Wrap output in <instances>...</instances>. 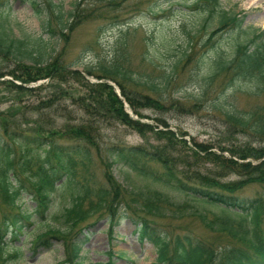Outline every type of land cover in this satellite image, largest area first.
I'll return each mask as SVG.
<instances>
[{"label":"trees","instance_id":"obj_1","mask_svg":"<svg viewBox=\"0 0 264 264\" xmlns=\"http://www.w3.org/2000/svg\"><path fill=\"white\" fill-rule=\"evenodd\" d=\"M80 2L70 11L69 19L74 24L86 16L79 8ZM118 2L110 1L114 6ZM30 3L38 14H49L45 27L53 29L51 17H57L62 21L61 35L68 36L65 30L74 24L69 20L64 22L63 14H55L54 2L47 1L50 13L39 0H30ZM199 4L220 14L219 27L207 38L211 46L220 31L243 27L244 19L225 10L220 0H197L196 5ZM25 42L11 37L5 24L0 23V53L11 55L16 65L5 73L21 81L17 84L6 80L3 84L17 91H32L36 88L25 84L41 79H51L52 84L76 80L86 88L85 93L77 98L71 94V97L92 119H113L142 134L152 131L158 144L115 143L102 149L100 130L91 122L65 126L52 122L51 127L37 122L28 127L12 118L14 112L0 110V199L7 207L0 217V264H7V236L17 240L26 227L33 225L34 219L46 217L52 193L57 182L63 179L70 188L71 202L57 217L59 224L37 233L31 242L35 254L60 242L64 259L57 264H85L81 253L88 240L87 230L105 218L112 233L123 217L133 220L141 241L154 244L160 264H264V194H247L249 186H264V105L242 113L227 110L222 104L215 106L231 126L256 134L260 144L248 141L221 146V152L213 151L211 144L196 140L192 146L184 138L185 132L167 128L169 123L165 119L157 118V126L165 127L158 129L142 121L148 117L143 109L163 113L182 104L167 102L144 91L141 86L147 80L136 78L127 60H115L101 66L98 72L86 69L88 75L98 79L92 82L80 70L66 64L61 53L52 56L45 47L34 48ZM192 45L189 40L176 67L190 59ZM148 59L153 62L151 57ZM212 61L205 93L217 77H224L221 93L238 78H250L254 82L251 93L264 96L263 30L255 31L248 42L238 43L233 57L218 54ZM5 73H0V77ZM163 80L168 84L171 79L163 75ZM109 81L119 86L122 98ZM151 87L157 91L154 81ZM55 99L44 100L33 109L52 106ZM125 103L139 118L130 114ZM191 105L197 108L199 104ZM182 107L192 109L190 105ZM96 163L103 168L102 178L96 176ZM114 165L128 167L170 191L151 185L129 190L115 179L111 171ZM232 175L235 178H230ZM23 188L35 202L32 212L17 204ZM172 191L179 197L171 194ZM194 219L204 224L209 236L192 227L190 222ZM20 249L15 248V257ZM109 254L108 264H114L112 253Z\"/></svg>","mask_w":264,"mask_h":264},{"label":"rangeland","instance_id":"obj_2","mask_svg":"<svg viewBox=\"0 0 264 264\" xmlns=\"http://www.w3.org/2000/svg\"><path fill=\"white\" fill-rule=\"evenodd\" d=\"M39 1L49 13L51 7L47 5V1L54 2L55 14H63V21L71 22L73 19H69L70 11L80 0ZM110 1L81 0L79 8L84 11L85 19L75 24L72 21L73 28L65 30L68 34L66 38L60 33L62 21L51 17L53 29L50 31L44 26L49 14H38L30 0H0V23L5 24L11 37L25 40L30 47L43 46L52 56L61 53L66 64L79 69L90 80H96V77L89 76L86 69L98 72L101 66L110 65L115 60H127L133 75L147 80L141 86L144 91L160 96L167 102L178 101L182 104L178 109L163 113L143 109L148 117L142 118V121L158 129L165 127L157 126V118L165 119L169 123L167 128L185 132L184 138L192 146L193 140H196L211 144L213 151L221 152V146L248 141L260 144L261 139L256 134L234 128L225 116H221L222 112L215 108L222 104L227 110L242 113L255 106H263L264 96H254L251 93L254 82L250 78H238L221 93L219 91L224 77H217L208 86L206 93L204 89L210 82L212 58L218 54L233 57L238 43L248 42L255 31L264 30V0H220L225 10L238 14L244 22L243 27L220 31L214 37L212 46L207 43V38L210 32L219 27L220 14L209 11L201 4L196 5L197 0H119L116 6ZM89 12L91 15H87ZM189 40L193 43L190 52L192 55L186 63L176 67L180 56L189 46ZM148 57L153 62H149ZM14 67L13 57L0 53V73ZM163 75H168L171 79L168 84L164 82ZM6 80L21 84V81L7 73L0 77V110L14 112L12 118L20 120L24 126H35L37 122L49 127L52 122L57 126H65L66 123L84 121L99 128L102 149L115 143L149 146L158 144L152 131L142 134L113 119H92L71 97V94H75L77 98L85 93L86 88L81 82L71 80L52 84L51 79H42L25 84L26 87L36 88L35 90L17 91L3 84ZM152 81L157 84V91L151 89ZM52 97H56L52 106L33 109V106ZM194 103L199 104L197 108L192 107L191 104ZM184 104L190 105L192 109L182 107ZM92 152L96 154L95 149ZM224 153L229 156V152ZM111 171L118 183L129 190L151 185L170 191L128 167L114 165ZM95 172L97 178L103 177V168L98 163L95 165ZM57 184L46 217L34 219L33 225L26 227L17 240H12L11 235L7 236V264H57L63 260L61 243H55L52 249L36 254L31 245L37 233L50 225L59 224L57 217L71 202V191L64 179ZM171 194L179 197L174 191ZM247 194H264V186H249ZM17 204L29 212L35 206L34 200L24 188L17 198ZM5 210L7 207L0 199V217ZM194 221L196 220L190 222L193 228L204 232L205 236L210 235L204 224L199 220ZM135 229L134 222L123 217L111 237L108 220L99 219L88 233L89 239L82 252L84 263L108 264V252L112 251L114 264H160L154 245L149 241H141ZM16 247L21 248L17 257Z\"/></svg>","mask_w":264,"mask_h":264}]
</instances>
